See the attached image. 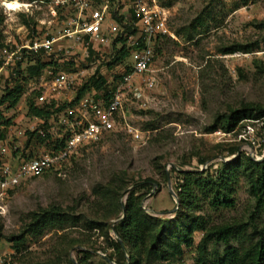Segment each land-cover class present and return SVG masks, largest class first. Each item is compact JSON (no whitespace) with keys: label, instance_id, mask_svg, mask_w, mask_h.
<instances>
[{"label":"rangeland","instance_id":"374dc122","mask_svg":"<svg viewBox=\"0 0 264 264\" xmlns=\"http://www.w3.org/2000/svg\"><path fill=\"white\" fill-rule=\"evenodd\" d=\"M48 1L20 0L29 7L18 12H6L0 7L5 16L0 25V97L10 86L4 66L10 48L29 37L58 34L64 15L54 16ZM168 1L160 0L174 35L164 36L155 44L152 71L148 74L155 78L154 86L143 83L138 96L129 92L126 116L131 130L117 126L84 143L62 170L29 178L8 194L6 211L0 214V264H79L85 252L91 255L92 264H103L112 250L107 248V236L87 229L84 222H107L110 236L117 237L112 228L124 217L125 210L111 202L124 205L128 194L136 190L137 194H145L142 206L148 214L164 220L176 218L178 170L209 169L215 173L221 161L234 156L229 152L236 144L241 152L256 159L264 156L263 122L247 124L232 133L206 131L217 115L242 103L264 105V0H248L247 4L243 0H173L167 5ZM116 4L120 10L126 5L123 0ZM22 13L36 23L27 25ZM122 16L123 27L130 33L132 21ZM191 34L195 35L193 40L188 39ZM259 41L260 45L251 52L222 53L226 46ZM117 46L129 49L130 55L112 67L106 61L95 62V72L107 77L109 83L135 60L132 48L124 46V41ZM55 57L48 56V62ZM43 69L20 71L19 80L25 91L31 92L26 106L29 98L34 100L42 90ZM91 72L78 88L92 76ZM101 90L92 87L85 94L96 97ZM3 108L14 118V107ZM32 116L28 113V117ZM51 121L37 122L31 136L48 149L52 147V137L58 139L61 133L59 124L51 128ZM248 190L246 179H242L234 208L215 210L205 205L195 214L205 213L211 224L246 220L254 205ZM53 207L67 216L65 227L28 235L16 250L9 237L21 234L34 212ZM201 235L198 233L196 239ZM234 244L247 246L248 239ZM216 248L222 251L224 246ZM192 256L187 254L185 264H194Z\"/></svg>","mask_w":264,"mask_h":264},{"label":"built area","instance_id":"2783aa9c","mask_svg":"<svg viewBox=\"0 0 264 264\" xmlns=\"http://www.w3.org/2000/svg\"><path fill=\"white\" fill-rule=\"evenodd\" d=\"M116 1L119 0H49L50 12L64 15L58 34L29 37L10 48L4 62L9 87L20 78V71L39 61L47 63L43 66L42 90L34 104L63 107L49 119L52 129L60 125L61 133L58 139L52 137V147L48 149L31 137L37 122L46 120L28 117L26 100L30 91H25L14 106V118L4 112L5 104L0 105V209L6 208L8 194L25 180L49 170H62L79 146L117 126L130 127L126 116L129 92L138 96L143 83L154 86L155 78L148 74L152 71L155 44L163 36L174 35L168 25L167 9L160 0H123L126 5L120 10ZM122 14L132 21L130 33L123 27ZM122 41L132 48L135 60L130 70L113 76L108 99L90 94L77 99L78 85L90 70L96 74L95 62H110L123 48L117 46ZM52 55L56 57L48 62L47 57Z\"/></svg>","mask_w":264,"mask_h":264},{"label":"trees","instance_id":"16d2710c","mask_svg":"<svg viewBox=\"0 0 264 264\" xmlns=\"http://www.w3.org/2000/svg\"><path fill=\"white\" fill-rule=\"evenodd\" d=\"M243 1L245 4L248 2V0ZM172 2L173 0H169L167 5H171ZM25 15L22 13L23 21L27 25L30 26L33 21L36 23L33 18L28 19ZM4 20L5 16L0 10V25ZM193 27L197 30V26ZM194 38V34L188 36L189 40ZM259 45L260 41L249 45L233 44L223 48L222 53L251 52ZM130 52L123 47L108 65L112 67L123 61ZM44 65L45 63H38L29 66V70L36 72ZM131 68L132 66L126 71ZM106 82H108L107 77L99 76L96 72L78 88L77 99L92 87L102 89L96 97L103 96L108 99L113 82H108L107 85ZM24 93L25 86L18 78L14 86L8 87L0 97V105L14 107ZM28 107L31 115L49 121L54 111H60L63 106L55 110H52L53 104L35 106L32 98H29ZM258 122L264 123V105L245 102L238 108L217 115L206 131L222 130L232 133L237 132L242 126ZM229 154L234 156L229 160L221 161L215 173L209 169L178 170L176 193L179 203L176 218L164 220L148 214L142 206L145 194H137L136 190H132L124 205L119 204L120 202H111L114 206L122 205L125 210L124 217L114 224L117 237L110 236V226L107 222L86 220L84 225L87 229L99 230L103 236H107V248L112 250L107 254L108 260H104L103 264H185L188 253H192L194 264H264V156L256 159L250 154L241 152L238 144L230 149ZM242 179H246L249 185L248 191L254 198L253 209L246 220L211 224L205 213L195 214V211L205 205L215 210L234 208L237 204L236 189ZM153 183L158 185L157 182ZM191 212L194 214H190ZM67 220V216L54 207L34 212L22 233L10 236L9 241L16 250H19L26 236L39 234L54 227L63 228ZM198 233L202 235L197 240ZM247 239V246L234 244V241L240 243ZM211 244L213 247H210ZM220 245L224 246L222 251L216 248ZM84 254L79 264H92L89 260L91 255L88 252Z\"/></svg>","mask_w":264,"mask_h":264},{"label":"clouds","instance_id":"9594fccd","mask_svg":"<svg viewBox=\"0 0 264 264\" xmlns=\"http://www.w3.org/2000/svg\"><path fill=\"white\" fill-rule=\"evenodd\" d=\"M0 7H3L6 12H18L26 10L29 6L22 4L20 0H0ZM0 211H6V209H0Z\"/></svg>","mask_w":264,"mask_h":264},{"label":"water","instance_id":"95a60500","mask_svg":"<svg viewBox=\"0 0 264 264\" xmlns=\"http://www.w3.org/2000/svg\"><path fill=\"white\" fill-rule=\"evenodd\" d=\"M174 194H175V196H177V197H178L177 193H174ZM112 230L115 232V229H114V228H112Z\"/></svg>","mask_w":264,"mask_h":264}]
</instances>
